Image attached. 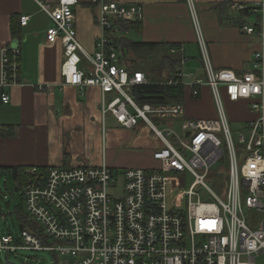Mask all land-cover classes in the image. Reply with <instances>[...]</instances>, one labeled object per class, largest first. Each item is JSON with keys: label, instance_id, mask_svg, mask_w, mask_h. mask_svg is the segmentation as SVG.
<instances>
[{"label": "built area", "instance_id": "obj_1", "mask_svg": "<svg viewBox=\"0 0 264 264\" xmlns=\"http://www.w3.org/2000/svg\"><path fill=\"white\" fill-rule=\"evenodd\" d=\"M37 2L53 22L47 42L61 38L63 44V84L82 90L98 86L103 119L113 116L128 128L144 123L161 145L153 151L156 164L151 168L117 171L90 163L28 168L23 196L39 229H23L18 238L1 236L0 252L51 251L56 264H264V1L235 5L241 11L251 7L258 16L259 30L253 24L242 26L262 43L250 70L215 69L201 36L203 74L188 72L182 58L177 80L170 81L194 88L195 95L198 87L208 86L216 119L190 118L183 104L137 96L135 88L149 79L144 71L127 69L107 33L118 21H142L141 5L92 0L99 3L104 35L89 54L75 26L79 0H58L55 6ZM29 19L22 16L21 24ZM21 55L20 45L2 47L3 88L21 83ZM225 98L250 102L256 118L235 130ZM2 100L10 101L5 91ZM176 120L179 128L172 122ZM188 176L193 182L185 189Z\"/></svg>", "mask_w": 264, "mask_h": 264}, {"label": "crops", "instance_id": "obj_2", "mask_svg": "<svg viewBox=\"0 0 264 264\" xmlns=\"http://www.w3.org/2000/svg\"><path fill=\"white\" fill-rule=\"evenodd\" d=\"M41 1L53 6L58 4V0ZM105 1H117L127 6L138 4L144 11L142 21L137 22L138 29L128 25L132 22L118 21L115 29L107 33L112 40L178 44L181 57L186 59V69L195 76L204 72L201 36L206 42L210 62L217 70L248 71L254 53L262 48L261 38L241 27L243 22L252 23L253 20H244L242 11L235 5H255L264 0ZM74 13L78 39L84 51L92 54L97 41L104 35L99 24V3L79 0ZM22 16L30 17L26 25L21 24ZM52 25L51 17L37 0H0V126L5 127L4 132L12 128L11 133L0 134V166L28 169L90 163L95 166L107 164L117 171L148 168V163L138 157L145 152L152 161L153 151L161 145L160 141L144 123L128 128L113 116L103 119L100 112L102 92L98 86L82 90L75 85L63 84L61 71L65 55L61 38L54 44L47 42V31ZM4 45H20L22 50L21 83L7 88L1 86ZM120 50L127 69L135 64L138 68L145 67L139 63L147 55L130 48L123 51L121 47ZM162 57L160 54L158 66ZM173 67L177 70V63L167 67L164 75ZM4 91L10 96L8 103L2 100ZM225 104L231 123L242 125L257 116L246 100L234 103L225 98ZM186 108V114L192 118L218 117L208 86L203 88L197 100L188 98ZM172 122L178 127L181 121Z\"/></svg>", "mask_w": 264, "mask_h": 264}, {"label": "trees", "instance_id": "obj_3", "mask_svg": "<svg viewBox=\"0 0 264 264\" xmlns=\"http://www.w3.org/2000/svg\"><path fill=\"white\" fill-rule=\"evenodd\" d=\"M251 7H248L244 10H242V14L244 17V20L246 19H250V16H256V14L252 13V11L250 10ZM246 24H253L256 29H260V25L258 23V16L256 17V20H254L252 23L249 22H243L241 24V27L243 25ZM130 27L134 28V29H138V23L137 22H132L130 24ZM113 41L115 42L114 45L117 48H121L123 47L125 51L127 48H130L131 50L135 51V52H139L142 50H155L158 48H165L166 53L163 54L162 57V62L160 63L159 66L154 67L152 69H147L145 68H138V64L129 67V71L131 73L135 72V71H143L145 70V73L149 79V84L147 85H141L135 88V91L137 93V96L143 100V101H150V102H154V103H162V104H183L186 108V100L188 98H191L193 100H197L198 98L201 97L202 95V91L203 88L205 87H198V94L195 95L194 94V88H190L188 86H185L181 83H170L171 80L176 81L177 80V70H174V72H172L170 74L169 77L166 78V76H164V71L167 67H169L170 65H174L175 63H177V65H179L182 61V57H181V51H180V45L178 44H172V45H163V44H158V43H145V42H136V41H132L129 39H117V38H113ZM171 48H175L177 51L176 53H171L170 49ZM159 49V50H160ZM176 54V55H175ZM174 55V56H172ZM143 60V59H142ZM142 67V66H141ZM231 102V101H230ZM236 103V102H234ZM249 106L251 107V104L249 102ZM187 117H190L188 114H186ZM194 118V117H193ZM5 127H1L0 126V134H6V133H11V129L12 128H8L7 132H4L2 129ZM26 168L25 167H6V166H0V173H5L7 175H9L11 177V179L14 180L15 183V189L17 188L18 191L21 190L23 191V188L26 186V183L28 181V175L26 174ZM22 199H24L23 193L21 194ZM24 205L21 203L18 207H17V215H18V219L20 220V226H21V230L26 229V228H30L33 229L35 231H37V229H39L38 225L30 218L28 211L25 212L24 211Z\"/></svg>", "mask_w": 264, "mask_h": 264}, {"label": "rangeland", "instance_id": "obj_4", "mask_svg": "<svg viewBox=\"0 0 264 264\" xmlns=\"http://www.w3.org/2000/svg\"><path fill=\"white\" fill-rule=\"evenodd\" d=\"M257 16H250V20H256ZM136 38V37H135ZM120 54L121 50L119 49ZM143 56H146L142 62L139 64L145 65L146 68L152 69L158 66L160 54L166 53L165 48H161L159 51H149L144 50L140 51ZM151 52V53H150ZM160 54H159V53ZM149 55H152L150 57ZM179 66V65H178ZM140 68H145L141 67ZM167 70V68L165 69ZM174 67L170 70L168 69L166 78L170 76L172 72H174ZM187 70V69H186ZM188 71V70H187ZM111 123V121H110ZM112 125V124H110ZM240 123L234 122L232 123V127L236 130L240 127ZM179 127V125H178ZM141 161H146L148 163V168L155 166L154 160L149 158V156L143 152L138 157ZM223 173V172H220ZM193 182V178L188 176L186 178L185 189L191 185ZM14 180L5 173H0V237L3 235L13 234L15 237H21V224L20 220L18 219L17 215V207L22 203L24 207V211L27 212V206L25 200L22 199L21 194L23 191L15 189ZM246 214H249L246 211ZM250 216L254 217L255 219L261 217L256 211L249 214ZM57 244V243H55ZM61 256L58 255V259ZM0 264H56V256L51 251H32V250H16L11 253H7L6 250L0 252Z\"/></svg>", "mask_w": 264, "mask_h": 264}, {"label": "water", "instance_id": "obj_5", "mask_svg": "<svg viewBox=\"0 0 264 264\" xmlns=\"http://www.w3.org/2000/svg\"><path fill=\"white\" fill-rule=\"evenodd\" d=\"M223 161V160H222ZM16 190H18L17 188H16Z\"/></svg>", "mask_w": 264, "mask_h": 264}]
</instances>
